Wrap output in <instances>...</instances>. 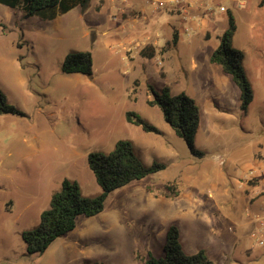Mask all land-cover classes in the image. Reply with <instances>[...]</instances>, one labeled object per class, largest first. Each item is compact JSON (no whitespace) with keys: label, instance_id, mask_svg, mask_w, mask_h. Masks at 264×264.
Wrapping results in <instances>:
<instances>
[{"label":"rangeland","instance_id":"1","mask_svg":"<svg viewBox=\"0 0 264 264\" xmlns=\"http://www.w3.org/2000/svg\"><path fill=\"white\" fill-rule=\"evenodd\" d=\"M102 1L110 4L112 0ZM133 1L122 5L124 10L114 19L115 14H107L101 0H90L85 11L77 7L53 20L24 19L22 11L0 4V88L11 105L28 115H0V255L10 257L3 262L145 264L140 258L149 252L163 256L167 230L176 225L187 254L205 249L217 264H226L233 253L242 259L250 254L257 264H264V247L250 238L248 222L254 212L248 200L233 201V224L224 231L225 240L241 239L233 240L235 250L231 253L224 244H216L208 220L196 224L191 210L177 200L181 192L197 190L202 213L211 217L216 215V204H231L232 196L243 199L248 195L252 202L263 205L264 79L263 84L257 83L244 61L255 93L244 114L238 89L226 99L212 97L205 70L191 67L196 54L192 49H180L184 69L174 73L166 68L164 77V64L169 54H175L172 40L177 27L183 46L191 36L177 18L169 19L175 13L157 11L146 0L143 11L135 9ZM250 9L249 4L234 10L238 23L235 48L255 55L257 39L247 31L263 9L248 15ZM218 23L215 32H203L198 54L207 56L219 45L227 28L226 17ZM132 37L137 41L126 45ZM73 51L92 53L91 77L63 73V61ZM150 85L158 91L168 86L172 95L186 93L202 112L206 101L216 104V112L226 120L215 119L218 129L211 133L204 132L207 124L202 129L200 125L194 142L205 153L203 158L191 153L158 107L147 104L153 98ZM129 111L157 126L162 134L146 133L128 123ZM120 140L131 141L144 163L157 161L166 169L115 190L102 213L79 217L76 229L56 240L47 252L28 256L21 233L39 224L62 181H77L87 197L100 194L88 155L93 151L109 153ZM249 148L256 149L254 157L260 165L254 166L255 177L247 179L245 175L253 167L246 152ZM183 168L186 173L179 176ZM213 170L215 179L205 177ZM168 184L176 194L165 191ZM148 188L168 200L140 192Z\"/></svg>","mask_w":264,"mask_h":264},{"label":"trees","instance_id":"2","mask_svg":"<svg viewBox=\"0 0 264 264\" xmlns=\"http://www.w3.org/2000/svg\"><path fill=\"white\" fill-rule=\"evenodd\" d=\"M90 0H0V4L13 11H22L23 18L40 17L53 20L61 14L79 7L85 11ZM227 28L220 36L219 46L211 55L212 64L219 65L232 77L240 90V110L247 114L255 98L254 89L244 67L245 53L234 47V38L238 30L236 17L232 11L227 13ZM178 33H174L172 45L177 46ZM62 71L65 74L93 75V56L90 51H73L64 59ZM153 98L148 100L150 107H158L166 123L174 133L185 141L191 153L203 158L205 153L195 145L201 125V110L194 99L186 93L171 94L165 86L160 91L149 86ZM0 115L27 117L22 110L8 102L6 94L0 88ZM128 123L139 126L146 133L161 135L162 131L143 119L136 112L126 114ZM88 166L95 176L102 191L95 197H87L77 181L64 179L59 191L52 195L50 207L42 212L39 224L21 233L28 256L42 255L61 237L74 231L77 220L84 216L91 218L102 213L109 195L134 181L143 180L166 169L164 163L154 161L146 164L136 154L134 145L129 140H120L109 153L93 151L88 155ZM165 191L175 192L170 184ZM145 264H217L204 249L194 254H187L182 244L181 233L176 225H171L166 234L163 256L149 252L140 258Z\"/></svg>","mask_w":264,"mask_h":264},{"label":"crops","instance_id":"3","mask_svg":"<svg viewBox=\"0 0 264 264\" xmlns=\"http://www.w3.org/2000/svg\"><path fill=\"white\" fill-rule=\"evenodd\" d=\"M101 2H104V1L101 0ZM101 2H100V4H101ZM228 2H230V3H228ZM133 3H134L133 5L135 7L134 6H132V7H134L135 9H139V10L143 11V9L145 7V5L143 4V0L142 1L141 0L140 1L135 0V1H133ZM222 3L230 11H232L233 14L235 12L234 11L235 9L241 10V8H244L245 6H249V4H250L251 9L248 12V15L252 13V10H255L257 8L260 10L263 9L262 12H260V15H256L257 20L255 22L251 23V25L247 31V33L250 36H254L257 39V44L255 46V50L257 51V53L255 55H246V53L243 51L246 55L244 61H246V63H247L248 70H251L254 73V75L257 79V83L263 84L262 81L264 79V0H245V3L243 6H239L235 2H232L229 0H225ZM103 4L106 5L105 8H107V14H108V12H110V14H112V13L115 14L111 17V19L116 18L117 15L119 13H121V11L124 10V8L122 7V5H124V3L118 4L114 0H112L110 4H107L106 2H104ZM145 12H146V10H145ZM100 15H103V14L100 13ZM174 15L169 16L170 17L169 19L177 18L179 20V22L181 23V25L183 26L184 32L187 34H190L191 38L187 42L186 46H183V39H182V34H181L180 29L174 23H171L177 27L179 41H178L176 48L174 49L175 54H171V55L169 54V56H168V58L164 64L165 65L164 66V77L167 74V71L165 70L166 68L174 70V73H176L177 71H180L181 68L184 69L185 57H184V53L180 52V49H184V47H185L187 49H192L194 51V53H196L192 57L191 67L193 70H199L201 68H203V70H205V75L211 84L212 97L213 98H215V99H218V98L226 99L229 96V93H231V92H233L234 94H237L236 89L239 90V88L234 83L232 77L230 75H228L222 69V67H220L219 65H216V64H212L210 61L212 53L214 52V50L219 45L207 56H203V55L198 54L199 50L201 49V46H199V45L201 44L200 39L202 38L203 32H206L208 30H210L211 32H215V30L219 26L218 21L221 20L222 17H226V20H227V15L225 13H218L217 12L215 15H207L206 17H203L200 21L189 20L188 22H184L182 20V18L178 17L177 15H175V16ZM236 21H237V19H236ZM237 26H238V23H237ZM108 32H109V29H106L104 33L107 34ZM129 39H130L128 41L129 43H125L126 45L137 41L133 37L129 38ZM196 45H198V46H196ZM234 47H235V38H234ZM239 94H241L240 90H239ZM215 107H216V104H212L210 101H206L205 107H204L205 109L203 112L201 111V119H202L201 129L206 124H207L206 127L208 126L204 132L211 133V132H214L215 130L218 129L216 127L217 125H215L214 121H215V119H217V118L221 119L222 117H221V115H219L216 112ZM221 120H226V119H221ZM263 140H264V136L262 137L261 141H263ZM261 141L259 140L258 143H260ZM256 149H258V147H256ZM256 149L251 150L249 148L246 150V152L248 153V160L251 163H253L252 169L249 170L247 172V174L245 175V177H247V179L255 177L254 176L255 175L254 166L259 164L258 160H255V157H254V152L256 151ZM185 169L183 168L180 171L179 176L181 175V173H183V174L186 173ZM215 173H216V171L213 170L210 173L206 172L204 175H205V177L211 176V179H215V177H214ZM198 174H199V172H198ZM179 176L177 177L176 180L179 179ZM189 179H191V177H189ZM181 180L182 181L186 180V177H182ZM143 191H145L146 193L150 192L151 195H153L157 198L160 196L161 198L168 200V198H165L161 195H156V193H154L150 188H148L147 190H142V191L140 190V192H143ZM227 195L229 196L228 192L225 193V196H227ZM190 196H192L193 199H190L189 198ZM195 196L198 198H195ZM200 197H201V195L199 194V192L197 190H194V189L189 190L188 189V190L181 192L180 195H178L177 200H179L182 207H186V208H189L191 210V212L194 215V219H195L196 224L199 222L202 223L203 221L208 220L209 223L213 227L212 237L214 238V241L216 242V244L217 245L224 244L225 249L231 250L230 253L233 252L235 250V247L233 245L235 241L233 242V240L235 239L236 241L237 240L240 241L241 238H240V236L239 237L234 236V238H232L231 241H228V240L226 241L225 240L226 232H224L228 227H232V224H233V222H232V219H233L232 208L234 206L233 201L248 200L251 208L253 209L254 215L262 212V203L260 204V203L252 202V199L248 195L245 196L243 199H241V198L233 199V196H232V197H230L231 201H232L231 204H228V203L226 205L216 204V208H215L216 215H214V217H211V216L205 215V213H202L201 204H200L201 202L199 199ZM209 197L213 198V194H210ZM248 224L251 226V229H252L251 234H252V232L256 229L254 217H253V219L250 218ZM251 234H250V238H251ZM254 244H255V242H254ZM6 259L9 260L10 257H5V256L3 257L0 255V264H6L3 262ZM226 264H257V260L255 258L251 257L250 254H248L247 257H245V259H242L233 253L232 255H230L228 257V262Z\"/></svg>","mask_w":264,"mask_h":264},{"label":"built area","instance_id":"4","mask_svg":"<svg viewBox=\"0 0 264 264\" xmlns=\"http://www.w3.org/2000/svg\"><path fill=\"white\" fill-rule=\"evenodd\" d=\"M129 0H121L127 4ZM157 11H170L182 18L184 22L189 20L200 21L203 14L215 15L218 13H227L228 8L222 3L225 0H146ZM239 6H243L245 0H229ZM203 12V13H202ZM256 229L252 232L251 238L258 247H264V202L262 212L254 215Z\"/></svg>","mask_w":264,"mask_h":264}]
</instances>
